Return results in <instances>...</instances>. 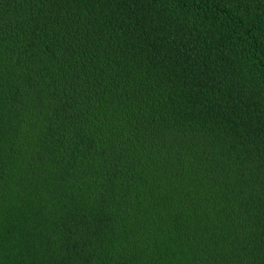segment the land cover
Returning a JSON list of instances; mask_svg holds the SVG:
<instances>
[{
  "label": "trees",
  "instance_id": "1",
  "mask_svg": "<svg viewBox=\"0 0 264 264\" xmlns=\"http://www.w3.org/2000/svg\"><path fill=\"white\" fill-rule=\"evenodd\" d=\"M0 264H264V0H0Z\"/></svg>",
  "mask_w": 264,
  "mask_h": 264
},
{
  "label": "bare ground",
  "instance_id": "2",
  "mask_svg": "<svg viewBox=\"0 0 264 264\" xmlns=\"http://www.w3.org/2000/svg\"><path fill=\"white\" fill-rule=\"evenodd\" d=\"M69 39H70V38H69ZM11 127L13 128V126H11ZM14 129H17V128H14ZM11 131H12V130H11ZM13 131L15 132V130H13ZM16 132H17V131H16ZM6 133H7V132H6ZM12 133H13V132H12ZM17 133H18V132H17ZM9 135H10V133H9ZM14 135H16V134H14ZM16 136H17V135H16ZM16 136H15V137H16ZM12 137H14V136H12ZM15 137H14V138H15ZM8 139H11V138H8ZM8 141H9V140H8Z\"/></svg>",
  "mask_w": 264,
  "mask_h": 264
}]
</instances>
